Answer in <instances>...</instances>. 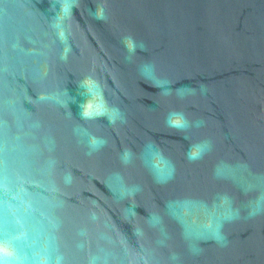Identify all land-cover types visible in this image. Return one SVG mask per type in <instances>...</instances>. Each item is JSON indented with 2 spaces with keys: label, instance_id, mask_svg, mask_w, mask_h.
Segmentation results:
<instances>
[{
  "label": "water",
  "instance_id": "1",
  "mask_svg": "<svg viewBox=\"0 0 264 264\" xmlns=\"http://www.w3.org/2000/svg\"><path fill=\"white\" fill-rule=\"evenodd\" d=\"M0 259L264 264V0H0Z\"/></svg>",
  "mask_w": 264,
  "mask_h": 264
},
{
  "label": "clouds",
  "instance_id": "2",
  "mask_svg": "<svg viewBox=\"0 0 264 264\" xmlns=\"http://www.w3.org/2000/svg\"><path fill=\"white\" fill-rule=\"evenodd\" d=\"M96 18L97 19H103L104 17H103L102 14H100V15H96ZM82 87L84 88L85 91L89 92V95L91 94L90 93V90H89V86H88V82L87 81L83 82ZM95 143H102V142H95ZM0 264H5V261L2 260V259H0Z\"/></svg>",
  "mask_w": 264,
  "mask_h": 264
}]
</instances>
